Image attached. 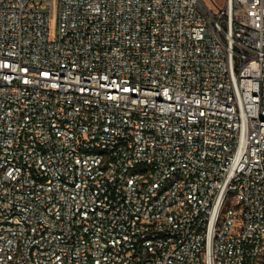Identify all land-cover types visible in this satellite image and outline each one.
Here are the masks:
<instances>
[{"label": "built area", "instance_id": "obj_1", "mask_svg": "<svg viewBox=\"0 0 264 264\" xmlns=\"http://www.w3.org/2000/svg\"><path fill=\"white\" fill-rule=\"evenodd\" d=\"M0 264H264V0H0Z\"/></svg>", "mask_w": 264, "mask_h": 264}, {"label": "rangeland", "instance_id": "obj_2", "mask_svg": "<svg viewBox=\"0 0 264 264\" xmlns=\"http://www.w3.org/2000/svg\"><path fill=\"white\" fill-rule=\"evenodd\" d=\"M203 1L208 5L213 4L215 7H222L225 3V0H203ZM49 32H50V37L52 38L56 34V26L52 18L49 21Z\"/></svg>", "mask_w": 264, "mask_h": 264}]
</instances>
